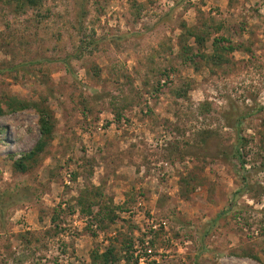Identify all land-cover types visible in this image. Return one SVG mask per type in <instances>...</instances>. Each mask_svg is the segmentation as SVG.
I'll return each mask as SVG.
<instances>
[{"label":"rangeland","instance_id":"obj_1","mask_svg":"<svg viewBox=\"0 0 264 264\" xmlns=\"http://www.w3.org/2000/svg\"><path fill=\"white\" fill-rule=\"evenodd\" d=\"M187 28L206 54L215 40L239 48L190 64ZM12 99L56 118L26 172L14 162L39 142V118ZM0 103V264H93L111 245L117 264H138V247L149 264H264V0H45L24 13L0 0Z\"/></svg>","mask_w":264,"mask_h":264},{"label":"trees","instance_id":"obj_2","mask_svg":"<svg viewBox=\"0 0 264 264\" xmlns=\"http://www.w3.org/2000/svg\"><path fill=\"white\" fill-rule=\"evenodd\" d=\"M7 4L10 6H15L16 10L19 13L26 12L27 9H37L43 7L45 0H5ZM187 31L189 34L195 38V43L200 47V53L198 52L196 56L192 55L189 56L187 53L186 60L190 64L195 62V57H200L203 60H209L210 62L221 64L226 61L224 58L225 53H233L234 50L239 48V46H234L231 43L225 47L222 45L223 42L221 40H215L212 47L213 53L206 54L203 52V49L206 45L207 39L203 35H198L193 29H188ZM192 48H187L186 51H190ZM185 60V61H186ZM68 71H70L71 66L66 60L61 61ZM187 87H183L179 90L178 96H186L187 95ZM8 107L11 108L12 111H20V110H27L29 108H33L36 110L38 114V125L41 132V138L35 148L28 154H24L21 158L14 162V168L20 172H26L30 169L31 164H36L40 155L45 151L47 146L49 145L50 141L53 139L55 129H56V118L54 116V112L45 102H27L24 100L19 99H12L7 103ZM6 109L0 103V117L5 115ZM241 120L237 121L238 126L241 124ZM237 126V128H238ZM247 147V139L243 137L240 133L237 135V144L233 150V156L238 158L241 161L242 166H246L247 161L246 158L248 153L246 151ZM187 182V180H186ZM88 191L86 193L81 194L78 204L82 207V213H86L88 216H92L95 212L94 205L95 201L92 197H87ZM94 204V205H93ZM229 210L221 213L219 217L225 215ZM112 219V218H111ZM245 256H249L255 260H260L259 256L253 253H245ZM133 258V255L126 257L127 261ZM121 261V258L118 257L115 246L111 245L106 251L100 253L96 251L92 253V263L93 264H117Z\"/></svg>","mask_w":264,"mask_h":264},{"label":"built area","instance_id":"obj_3","mask_svg":"<svg viewBox=\"0 0 264 264\" xmlns=\"http://www.w3.org/2000/svg\"><path fill=\"white\" fill-rule=\"evenodd\" d=\"M152 228L158 230V225L155 224L154 220L150 221ZM165 224V223H164ZM136 252V257L138 259V264H149L154 259L153 250L151 248H146L142 251L141 247Z\"/></svg>","mask_w":264,"mask_h":264}]
</instances>
